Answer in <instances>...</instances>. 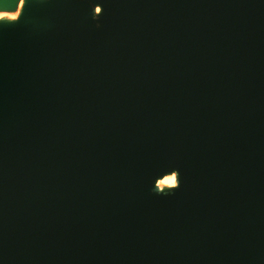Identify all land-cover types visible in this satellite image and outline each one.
<instances>
[{
	"label": "water",
	"instance_id": "obj_1",
	"mask_svg": "<svg viewBox=\"0 0 264 264\" xmlns=\"http://www.w3.org/2000/svg\"><path fill=\"white\" fill-rule=\"evenodd\" d=\"M24 4L0 21V264H264V0Z\"/></svg>",
	"mask_w": 264,
	"mask_h": 264
},
{
	"label": "bare ground",
	"instance_id": "obj_2",
	"mask_svg": "<svg viewBox=\"0 0 264 264\" xmlns=\"http://www.w3.org/2000/svg\"><path fill=\"white\" fill-rule=\"evenodd\" d=\"M96 7H100L99 5L96 6ZM21 7H20V11H21ZM20 11L18 13V16L14 18V20H11V18L9 19L10 21H16L19 17V14H20ZM102 11V9H101ZM5 12V11H4ZM97 15H99V13L96 12ZM176 171V170H174ZM177 172V171H176ZM170 176H175V173L173 172H169V173H166L164 176L158 178L155 182V188L159 191V192H165V191H168L170 189H173L174 188V184H167V183H163V181H166ZM176 176H177V183L179 182L178 178H179V173L177 172L176 173Z\"/></svg>",
	"mask_w": 264,
	"mask_h": 264
},
{
	"label": "snow or ice",
	"instance_id": "obj_3",
	"mask_svg": "<svg viewBox=\"0 0 264 264\" xmlns=\"http://www.w3.org/2000/svg\"><path fill=\"white\" fill-rule=\"evenodd\" d=\"M97 5V4H96ZM96 5H93L92 8L97 12L99 13L98 16H93V18H97L99 17L101 14H102V11H101V7H95ZM101 5V4H100ZM25 6L24 4V0H20V7L23 9ZM103 6V5H102ZM16 19V18H15ZM173 173H175V176H170L166 181H163V183H167V184H174V189L178 188L179 187V182L177 183V176H176V171H172ZM179 180V178H178ZM168 193H164V195H167Z\"/></svg>",
	"mask_w": 264,
	"mask_h": 264
},
{
	"label": "rangeland",
	"instance_id": "obj_4",
	"mask_svg": "<svg viewBox=\"0 0 264 264\" xmlns=\"http://www.w3.org/2000/svg\"><path fill=\"white\" fill-rule=\"evenodd\" d=\"M19 11H20V0L18 2L17 8L15 10L5 11V12L0 10V21H2V20L10 21L9 20L10 18H11V20H14V18L18 16Z\"/></svg>",
	"mask_w": 264,
	"mask_h": 264
}]
</instances>
